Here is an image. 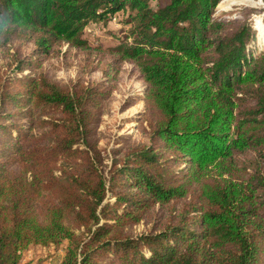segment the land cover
<instances>
[{
  "label": "trees",
  "instance_id": "1",
  "mask_svg": "<svg viewBox=\"0 0 264 264\" xmlns=\"http://www.w3.org/2000/svg\"><path fill=\"white\" fill-rule=\"evenodd\" d=\"M220 2L0 0V264L64 242L60 264H264V46ZM114 18L127 34L91 45ZM64 44L82 52L67 84L43 67ZM124 63L146 85L143 140L107 154Z\"/></svg>",
  "mask_w": 264,
  "mask_h": 264
},
{
  "label": "rangeland",
  "instance_id": "2",
  "mask_svg": "<svg viewBox=\"0 0 264 264\" xmlns=\"http://www.w3.org/2000/svg\"><path fill=\"white\" fill-rule=\"evenodd\" d=\"M168 0H152V7L165 5ZM239 4L228 6L227 0H222L218 4L214 18L225 21H245L247 20L257 31L260 45L264 46V3L262 0H234ZM249 18V19H248ZM87 39L93 46L110 48L118 44V38H123L129 27L113 20L102 22H91L87 26ZM64 53L71 50L66 44L59 47ZM29 47L28 51H31ZM70 52V51H69ZM12 53V50L10 51ZM71 57L50 59L44 62L43 67L53 69L50 75L62 84H67L79 76L81 68L79 60L82 52L72 51ZM6 51L0 50V63L9 60ZM11 71L7 73L9 74ZM26 71L24 74H27ZM93 82H104L105 78L101 72L93 73L86 77ZM109 97L102 107V116L98 124L100 147L107 154L112 150L122 149L125 146L126 137H130L133 142L143 140V130L141 128L142 113L145 109L146 85L141 79L136 67L133 64L124 63L118 73L117 83L108 87ZM142 227L138 229V232ZM66 243L58 247L33 248L23 254L20 264H60L65 255Z\"/></svg>",
  "mask_w": 264,
  "mask_h": 264
},
{
  "label": "built area",
  "instance_id": "3",
  "mask_svg": "<svg viewBox=\"0 0 264 264\" xmlns=\"http://www.w3.org/2000/svg\"><path fill=\"white\" fill-rule=\"evenodd\" d=\"M113 21H114V23H115V22H117V19L114 18Z\"/></svg>",
  "mask_w": 264,
  "mask_h": 264
}]
</instances>
